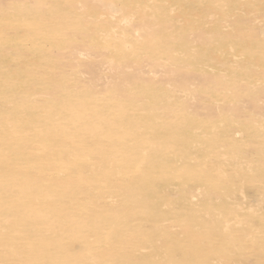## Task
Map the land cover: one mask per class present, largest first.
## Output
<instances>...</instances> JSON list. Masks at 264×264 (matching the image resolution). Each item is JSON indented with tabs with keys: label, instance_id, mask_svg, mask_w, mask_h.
Segmentation results:
<instances>
[{
	"label": "rangeland",
	"instance_id": "374dc122",
	"mask_svg": "<svg viewBox=\"0 0 264 264\" xmlns=\"http://www.w3.org/2000/svg\"><path fill=\"white\" fill-rule=\"evenodd\" d=\"M3 126L93 178L119 151L157 157L142 177L170 197L132 221L149 245L122 264H264V0H0Z\"/></svg>",
	"mask_w": 264,
	"mask_h": 264
},
{
	"label": "bare ground",
	"instance_id": "6f19581e",
	"mask_svg": "<svg viewBox=\"0 0 264 264\" xmlns=\"http://www.w3.org/2000/svg\"><path fill=\"white\" fill-rule=\"evenodd\" d=\"M13 128H0V138L24 135L19 142L0 141V264H122L127 255L141 257L138 245L146 240L141 238L143 233L139 236L132 232L137 229L132 221L145 217L148 210L157 208L159 201L170 197L160 196L155 181L142 177L143 167L150 165L156 156H141L130 165L121 151L110 154L111 166L95 172L93 178L87 174L91 162L85 157L80 159L77 151L66 152L49 143H37L30 130ZM36 133L41 134L38 130ZM25 144H28L27 152H24ZM29 152L39 155L31 156ZM119 156L124 160L118 159ZM44 158L48 160H38ZM9 159L26 163H2ZM124 169L131 170L124 173ZM109 179L120 184L104 188ZM111 192L119 193L125 200L113 197L115 201L108 202L107 195ZM93 193H96V208ZM133 199L138 202L132 203ZM125 208L133 211L131 221L120 222L114 216V221L96 232L94 218L106 223L112 214ZM179 225L183 233L192 232L190 223ZM98 250L112 254L111 259L101 260Z\"/></svg>",
	"mask_w": 264,
	"mask_h": 264
}]
</instances>
